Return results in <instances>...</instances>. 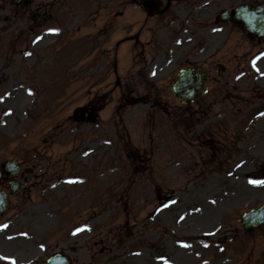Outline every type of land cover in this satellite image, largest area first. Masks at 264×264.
<instances>
[{
	"label": "rangeland",
	"instance_id": "374dc122",
	"mask_svg": "<svg viewBox=\"0 0 264 264\" xmlns=\"http://www.w3.org/2000/svg\"><path fill=\"white\" fill-rule=\"evenodd\" d=\"M201 1L187 0L186 6L193 2L197 5ZM7 2L0 0V151L4 148L5 152L13 154L18 149L26 152L32 148L39 151L40 159H45L51 152L59 154L64 151L66 141L62 139L65 136L71 152L69 163L65 171L61 168L63 166H58L57 175L63 178V174L67 175L68 167L73 171L79 168L74 173L79 181L87 185L83 172L86 173L87 182L96 183L98 180L93 168L100 160L103 161V171L112 169L114 165L118 170L115 176L111 174L105 180L102 177L100 194L103 198L98 207L93 204L89 208V204H83L81 200H71V188H75L63 187L67 189V194L61 195L54 202V207L63 204L64 207L52 209L51 221L38 234L41 242L53 243L54 251L63 249L66 252L68 245L76 243V253L68 251L77 258L75 264H258L260 256L264 264V228L251 235L252 241L245 246L219 243L224 231L240 224V215L244 210L264 202V186L248 189L244 180H240L236 190L204 186L215 178L222 183L233 176L208 175L206 172L197 173L194 169L188 158V150H184V146L188 148V145L172 128L176 121L193 119L191 108L181 107L170 91L178 70L186 65V60L195 56L204 41L207 42L209 54L216 46L219 53L205 65L213 66L215 60H220L226 66L221 74L224 92L215 93L213 88L217 85L211 80L207 86L210 89L207 96L217 100L215 110H229L230 105L235 103L246 107L245 118L235 123L241 139L229 143L232 155L229 166L224 169L229 175L242 178L243 170L247 167L245 164L252 162L264 167V58H261L264 47L239 42L238 33L231 31L227 39L229 47L225 52V48L220 51L218 43H221L220 37L225 38L224 31L211 27L210 38H205L199 29L207 25V19L199 20V12L186 13L185 18L171 23L177 16L174 6L179 0H176L165 16L149 19L150 31L141 34L165 48V62H147V56L145 60L139 57L147 63L138 62L139 58L132 59L128 50L129 60L122 58L121 63L117 56L110 63V59H100L105 45L84 38V34L68 32L54 45L49 43L50 39L37 38L50 27L32 26L28 14L8 12ZM135 28H138L137 24ZM49 34L52 36V32ZM193 39L197 40L191 43ZM188 41L189 45L181 51L180 56L173 57L174 48ZM55 45L60 56L58 62ZM49 57H53L54 63L49 61ZM96 59L99 60L93 61ZM90 63L95 68V78H100L102 83L89 87L86 97L97 92L101 94V100L113 99L110 114L116 115L120 125L118 138H112L111 143L114 156L110 155V146H105L111 141L109 132L102 131L99 145L103 148L102 154H95V145L84 144L86 139L93 140V135L90 132L87 134L86 129L69 116L85 96L83 92H72L86 86L84 75ZM92 73L88 77L94 79ZM115 75L118 88L112 86ZM209 75L210 79L214 78L213 68ZM236 77L239 80H235ZM149 79L154 92V96L151 93L149 98L154 97L153 101L125 108L121 101L114 113L113 107L122 89L129 87L130 90L140 81ZM65 85L72 88V92L58 93L57 90L62 86L65 88ZM155 102L161 106L154 107L152 103ZM103 112L106 113V110ZM102 123V126L109 124L106 120H102ZM162 131L166 137L170 136L164 149L162 140L165 138H159ZM51 138L55 144L50 143ZM144 146H148L151 153L148 161L151 175L147 177L142 171L144 162L142 165L141 160L138 163L132 161L126 153L128 150L142 152ZM85 149L93 151L92 155L78 157ZM110 164L113 166L110 167ZM96 166L98 169L99 165ZM236 167L243 169L235 171ZM164 168L165 172H162ZM73 171L68 176H74ZM155 188L160 192L171 190L174 194L169 207L162 209L159 216L151 220L149 217L158 208ZM84 198L87 202L90 200L86 191ZM68 203L71 206L70 214L66 208ZM95 209L98 211L95 215L101 216L94 226V231L98 232L95 238L85 239L84 235L68 238L63 234L64 230L68 235L73 233L82 222L94 215ZM13 213L14 209L5 215V219ZM134 224V240L128 241L133 237L124 238L116 244L113 239L116 228L129 230ZM238 240L242 241L243 237L240 236Z\"/></svg>",
	"mask_w": 264,
	"mask_h": 264
},
{
	"label": "flooded vegetation",
	"instance_id": "af4514ba",
	"mask_svg": "<svg viewBox=\"0 0 264 264\" xmlns=\"http://www.w3.org/2000/svg\"><path fill=\"white\" fill-rule=\"evenodd\" d=\"M240 4H250V5H262L264 8V0H210V6L218 5L220 6L216 11L220 12L222 9H227L229 12V18L232 19L234 15V9ZM114 9H118L115 7ZM123 13L122 10H117ZM218 12V13H219ZM218 13L215 15V19L218 20ZM118 12L115 13V17ZM108 23H104L100 28V33L107 32V26H110L114 21V18L107 19ZM133 26V16L128 12V18L126 27L128 28L127 38H134V32L131 28ZM97 108V104L94 102H86L81 109V116L93 117V111ZM34 162H26L25 160H18V170L14 174L12 168H5L4 163L0 161V190L8 192L9 200L12 202L13 206H21L23 202H26L30 196L31 192L45 179L46 170L42 168L41 164L37 163L34 167ZM16 184V189L11 191V185ZM37 203H30V206H35ZM24 226L28 227L29 233L33 235V230H36L35 222L32 219H28L22 222ZM4 237L0 238V251L13 259L15 264H28L30 261L33 264H38V258L35 256L38 252V244L33 242L30 238L23 241L20 245H10ZM10 259V260H11Z\"/></svg>",
	"mask_w": 264,
	"mask_h": 264
},
{
	"label": "water",
	"instance_id": "95a60500",
	"mask_svg": "<svg viewBox=\"0 0 264 264\" xmlns=\"http://www.w3.org/2000/svg\"><path fill=\"white\" fill-rule=\"evenodd\" d=\"M196 76L199 77V75L195 73L193 69L182 71V73L178 76L179 81L172 87V89L175 95L181 98L182 101H188L191 98L190 95H192L193 88L195 85L198 86L199 81ZM251 218L254 220H258V218H264V207L245 214L244 221L249 223L252 221ZM62 264L64 263L62 262Z\"/></svg>",
	"mask_w": 264,
	"mask_h": 264
},
{
	"label": "snow or ice",
	"instance_id": "6c2138e0",
	"mask_svg": "<svg viewBox=\"0 0 264 264\" xmlns=\"http://www.w3.org/2000/svg\"><path fill=\"white\" fill-rule=\"evenodd\" d=\"M52 34H55L54 30L52 31ZM29 94H31V93H29ZM262 115H264V114H262ZM69 182L71 183L72 181H69ZM249 183L254 185V186H264V181H262V180H250ZM7 228H8L7 224L0 225V231L7 229ZM85 230H87V229H78L77 231H85ZM74 234H76V233H74ZM137 255H139V254H137ZM0 259H4V257H0ZM12 264H15V261H13ZM165 264H166V262H165Z\"/></svg>",
	"mask_w": 264,
	"mask_h": 264
}]
</instances>
